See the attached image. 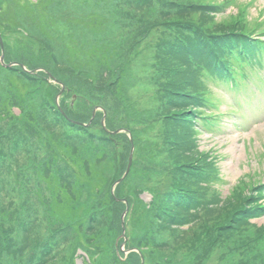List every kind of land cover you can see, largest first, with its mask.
Masks as SVG:
<instances>
[{
    "label": "rangeland",
    "instance_id": "1",
    "mask_svg": "<svg viewBox=\"0 0 264 264\" xmlns=\"http://www.w3.org/2000/svg\"><path fill=\"white\" fill-rule=\"evenodd\" d=\"M262 32L264 0H0V264H140L130 248L145 264H264V158H254L264 121L243 132L192 119L232 98L189 61ZM41 71L76 96L58 99L70 119L88 123L99 108L90 127L61 114L62 86ZM102 111L135 143L114 190L127 203L108 196L130 135L107 134ZM75 158L86 176L96 164L98 190L77 185ZM61 188L76 212L68 221L54 213Z\"/></svg>",
    "mask_w": 264,
    "mask_h": 264
},
{
    "label": "trees",
    "instance_id": "2",
    "mask_svg": "<svg viewBox=\"0 0 264 264\" xmlns=\"http://www.w3.org/2000/svg\"><path fill=\"white\" fill-rule=\"evenodd\" d=\"M17 6L19 7V9L16 12H19L20 14H23L25 12L26 14H28L27 11H26V9H27L26 6H24L23 4H21L19 2H17ZM38 20H40V18ZM253 38H252V36L250 34V37L246 35L243 38V41L238 42L236 44L230 43V45H228L226 47H224L222 45H218L216 53L214 55H210L211 57L210 56H207V55H198V56H194L193 55V58L189 60L190 61V64H191V67H192V70L194 68L195 69V72H197L199 75L204 76V77H206L207 74H211L213 77H220V75H219L220 72H226L227 67H230L234 63V60H237L238 58L240 60H243L244 59V56L243 55H244V52L246 50H251L252 47L253 48H256L258 50H261L262 49V43H261V41H259V39L258 40H255ZM220 50H221V53L219 54ZM200 56H202V57H200ZM24 71L26 72V70H24ZM41 72H44V71H41ZM49 73L50 72H47L45 74L49 75ZM13 81L15 82V86L17 84H19V85H17L16 92L17 93H20V96H22V94L24 92V89L27 87V85H25L24 83H21V82H17L16 79H13ZM56 84H58L61 87V84H59V83H56ZM68 89H69V91L68 92L67 91H64L63 92V95H65L67 97L69 95H71V97H72L71 98V101H72L73 98H74V96L72 94L71 89L70 88H68ZM196 94H194L193 96H195ZM203 96H205V95H197L195 97V99L202 100L203 99L202 98ZM75 100H76V98H75ZM56 105H57V103H56ZM61 114L68 121H70L73 124H76V123L72 122L69 118H67L62 112H61ZM102 114H104V112ZM197 116H199V114L198 113H194V115H192V119H195ZM96 119H97V115L95 116V118H93L92 121L94 122V120H96ZM99 123H100L101 128L107 134H109L111 137H114V136H116L118 134L124 133V132H120L118 134H110V133H108L103 128V126H102V118L100 119V122ZM76 125H80V124H76ZM80 126H84V127L88 128V127L91 126V124L88 125V126H85V125H80ZM128 142H129L130 145H132L131 144L130 137L128 139ZM130 150H131V147H130ZM129 155H130V152H129ZM128 160H129V156H128ZM74 162H75L76 165H78V168H79V170L77 172L76 181H75L77 183V185H79L82 182L83 179H89V181L91 182V184L93 186H95L96 189L98 187H100L101 171L100 170H97L95 168L96 167L95 166L96 164H93V163L89 164V170H90L91 173L88 176H86L85 173H84V170H85L84 169V165H85L84 163L85 162L84 161H81V160H79L77 158L74 159ZM127 165H128V161H127ZM91 169H92V171H91ZM130 172H131V170H130ZM130 172H129V174H130ZM128 175L119 184L123 183L125 181V179L128 177ZM119 184H117V186ZM76 190H77L75 192L76 197L77 198L81 197V191H79V189H77V186H76ZM58 195L61 197V202L58 201V198H57ZM117 197L118 196L116 195V193L114 191V194L111 192V195L108 196V199L109 200L113 199L115 202H124V203H126L123 200H118ZM71 199H72L71 195L64 188L59 189V193H56L54 195V203H55V205H54V213H55L56 217L59 220H61V221H68L69 219H73L74 218V215L76 214V212H75V210L73 209V207L71 205L72 204ZM122 199H124V198H122ZM244 214H248V213H246V211H245ZM121 226H122V222H121ZM122 231H123V227H122ZM121 237L124 239V237L122 236V234H121ZM132 252H136V251L133 250L130 253H132ZM137 253H138V255L141 258V254L139 252H137Z\"/></svg>",
    "mask_w": 264,
    "mask_h": 264
},
{
    "label": "water",
    "instance_id": "3",
    "mask_svg": "<svg viewBox=\"0 0 264 264\" xmlns=\"http://www.w3.org/2000/svg\"><path fill=\"white\" fill-rule=\"evenodd\" d=\"M0 40H1V44H2V50H3V43H2L1 35H0ZM1 62H2L3 64H5V62H4V53L1 55ZM16 64L22 66L23 69H25L26 71L29 70V69H27V68L24 66V64H21V63H19V62H11V63H9V64H5V65H7L8 67H11V66L16 65ZM30 72H33V71H30ZM49 74H50V73H49ZM50 75L52 76V74H50ZM53 77H54V76H53ZM53 79L55 80V82H59V83L62 85V89H61V91L59 92V94H58V96H57V98H56L57 103H58V99H59V97L62 95L63 90H64V84H62V83H61L59 80H57L56 78H53ZM73 99H75V97H74ZM96 110H97V108L94 109L93 116H95V112H96ZM62 112H63V114H65L64 111H62ZM105 118H106V113H104V117H103V120H102V126H103V128H104L108 133H110V134H118V133H120V132H128L129 135H130V140H131V144H132V145H131V151H130V155H129V160H128L127 168H126V170H125L123 176L120 177L119 179H117V180L114 182L113 186H112V193L114 194V190H115L116 185L119 184V183H120V182H121V181H122V180H123L128 174H129V172H130V170H131L132 163H133V154H134V148H135V145H134V140H133V138H132V135L130 134V132H129L126 128H120V129H117V130H110V129H108V127H107L106 124H105ZM92 119H93V118H92ZM92 119H91L88 123H81V124H82V125H86V126H88V125L91 124ZM75 123H79V122H76V121H75ZM117 199H118V200H123V201H125V202L127 203V200H126V199H122V198H119V197H117ZM126 211H127V209H126ZM126 211H125V212L123 213V215H122L123 237L125 238V241H126V237H125V231H126V226H125V216H126V213H127ZM133 250H134V249H133ZM135 250H137V251L141 254V258H142V262H141V264H144V263H145V259H144V256L142 255L141 251L138 250V249H135Z\"/></svg>",
    "mask_w": 264,
    "mask_h": 264
},
{
    "label": "flooded vegetation",
    "instance_id": "4",
    "mask_svg": "<svg viewBox=\"0 0 264 264\" xmlns=\"http://www.w3.org/2000/svg\"><path fill=\"white\" fill-rule=\"evenodd\" d=\"M64 91H69V89L68 88H66V86L64 85Z\"/></svg>",
    "mask_w": 264,
    "mask_h": 264
},
{
    "label": "bare ground",
    "instance_id": "5",
    "mask_svg": "<svg viewBox=\"0 0 264 264\" xmlns=\"http://www.w3.org/2000/svg\"><path fill=\"white\" fill-rule=\"evenodd\" d=\"M50 74H51V73H50ZM50 74H49L48 76H49L50 78H54V77H53V76H51Z\"/></svg>",
    "mask_w": 264,
    "mask_h": 264
}]
</instances>
